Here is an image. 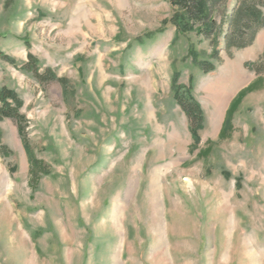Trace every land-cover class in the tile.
Here are the masks:
<instances>
[{"label":"rangeland","instance_id":"1","mask_svg":"<svg viewBox=\"0 0 264 264\" xmlns=\"http://www.w3.org/2000/svg\"><path fill=\"white\" fill-rule=\"evenodd\" d=\"M242 1L214 9L212 41L177 35L167 0H0V89L23 101L50 171L32 183L16 123L0 122V264H264V28L242 50L224 36ZM29 54L68 81L69 102L24 68ZM175 75L203 108L198 149Z\"/></svg>","mask_w":264,"mask_h":264},{"label":"trees","instance_id":"2","mask_svg":"<svg viewBox=\"0 0 264 264\" xmlns=\"http://www.w3.org/2000/svg\"><path fill=\"white\" fill-rule=\"evenodd\" d=\"M171 8L174 9V14L170 22L176 28L177 35H185V33H196L197 36L204 37L207 40H213L217 33H220L218 22L213 21L212 15L214 9L223 4L226 0H167ZM264 0H255L249 2L243 0L239 8L228 18V29L225 33V46L226 49L242 50L250 46L256 39V34L259 29L264 28ZM8 62L14 64L15 61L3 56ZM219 53L214 51L211 59L218 60ZM264 59V55H263ZM38 61L36 58L29 54V61L24 65V68L30 72L35 73L36 78L40 82H54L60 84L63 88L64 98L70 100L71 87L68 81L60 78L52 70L47 69L43 75L39 74ZM199 68L205 73L209 74L214 72L216 65L200 61L197 63ZM178 75H175L173 80V95L177 105L182 109L188 119L189 131L193 140V149H198L201 138L199 132L204 124L203 108L192 94V86L183 87L179 84ZM191 80V78H190ZM192 82V80H191ZM260 79L253 82L249 86L243 88L240 93L231 101L229 109L226 113L222 130L219 134L220 139H227L228 134L233 129V116L240 108L244 99L251 93L257 91ZM24 103L20 100L16 92L7 88L0 89V122L3 120H12L16 123L19 130L20 137L24 143L27 156L30 158L31 163V182L36 181L41 174L48 175L49 170L44 164L36 159L31 147L26 139L27 119L21 114V109ZM212 152L211 148L204 150L201 153L202 158L208 157ZM0 154L5 156L9 154V149L5 144L1 143V130H0Z\"/></svg>","mask_w":264,"mask_h":264},{"label":"bare ground","instance_id":"3","mask_svg":"<svg viewBox=\"0 0 264 264\" xmlns=\"http://www.w3.org/2000/svg\"><path fill=\"white\" fill-rule=\"evenodd\" d=\"M244 78H243V76L242 75H240V76H238V77H234V82H236V83H238V82H241L242 80H243ZM222 99V98H221ZM223 100V99H222ZM222 103V102H221ZM221 103H216L215 105H214V115L216 116H218V114L220 113V110L222 109V107H221ZM222 104H224V103H222Z\"/></svg>","mask_w":264,"mask_h":264}]
</instances>
